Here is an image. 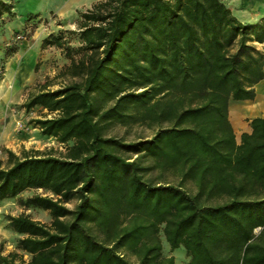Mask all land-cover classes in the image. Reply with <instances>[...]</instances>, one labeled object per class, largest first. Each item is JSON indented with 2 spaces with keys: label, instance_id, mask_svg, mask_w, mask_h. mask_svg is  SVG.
Wrapping results in <instances>:
<instances>
[{
  "label": "trees",
  "instance_id": "trees-1",
  "mask_svg": "<svg viewBox=\"0 0 264 264\" xmlns=\"http://www.w3.org/2000/svg\"><path fill=\"white\" fill-rule=\"evenodd\" d=\"M12 15L0 0V22ZM76 15L42 45L62 49L79 79L21 104L45 110L29 122L64 151L0 160V203L51 220L5 215L18 237L0 264H174L162 237L186 264H264V113L238 141L229 120V103L253 100L264 79V17L244 23L222 0H97ZM117 124L153 133L126 140ZM166 169L178 184L152 179Z\"/></svg>",
  "mask_w": 264,
  "mask_h": 264
},
{
  "label": "rangeland",
  "instance_id": "rangeland-1",
  "mask_svg": "<svg viewBox=\"0 0 264 264\" xmlns=\"http://www.w3.org/2000/svg\"><path fill=\"white\" fill-rule=\"evenodd\" d=\"M64 0H14V10L21 22L10 18L0 22V160H6L5 149H11L20 154L22 149L44 150L53 148L57 152L64 151V146L54 138L42 135L37 128L29 122L32 118L42 115L45 110L31 108L25 110L22 102L29 94L36 92L40 85L48 84V88H56L78 77H72L64 71L69 63L64 51L54 46H43L42 40L49 33H56L59 29H75L76 12L60 18L57 12ZM19 35L23 37L18 38ZM71 45H78L76 38H71ZM264 50V46H262ZM29 50L26 55H22ZM1 103V102H0ZM235 108V123L244 124L246 118L240 102L229 103ZM239 135V129H236ZM111 134L134 140L139 137H149L153 128L145 125H115ZM152 179L161 182L178 184L179 176L173 171L155 170ZM182 186L193 193L195 186L192 181L183 182ZM34 190L22 192L18 197L25 198L33 194ZM38 192L43 193L42 190ZM21 212L29 214L32 218L48 224L51 220L49 213L39 208H24L17 198L5 199L0 203V246L3 252L15 248L18 237L6 227L5 215H16ZM259 228L255 233H259ZM163 254L173 255L174 264H186L188 257L182 246L169 251L168 245L162 237ZM26 258V256H24ZM134 259L133 257H130Z\"/></svg>",
  "mask_w": 264,
  "mask_h": 264
},
{
  "label": "crops",
  "instance_id": "crops-1",
  "mask_svg": "<svg viewBox=\"0 0 264 264\" xmlns=\"http://www.w3.org/2000/svg\"><path fill=\"white\" fill-rule=\"evenodd\" d=\"M5 2L11 5V11L14 15V19L17 18L18 14L14 10V0H4ZM97 0H64L56 13L54 15L59 16L60 18L65 17L67 14L75 13L77 10H83L91 6L92 3ZM227 7L231 10V13L238 18L240 21L247 24H255L259 23L261 19L264 17V0H222ZM21 22L19 18H17ZM257 48L262 49L264 46L263 43H256ZM29 50L22 53V55H26ZM0 105L2 104V100H0ZM240 102L241 108L245 114V116L251 118L254 116L262 115L264 113V79L259 81L255 85V98L253 100H240L235 101ZM2 106V105H1ZM235 108L232 109L229 104V120L233 127L234 133L236 135L237 141L239 140V135L241 132H250V127L247 121L244 124L240 122L235 123ZM236 129H239V135H237Z\"/></svg>",
  "mask_w": 264,
  "mask_h": 264
},
{
  "label": "built area",
  "instance_id": "built-area-1",
  "mask_svg": "<svg viewBox=\"0 0 264 264\" xmlns=\"http://www.w3.org/2000/svg\"><path fill=\"white\" fill-rule=\"evenodd\" d=\"M23 37V35H19L18 38Z\"/></svg>",
  "mask_w": 264,
  "mask_h": 264
}]
</instances>
